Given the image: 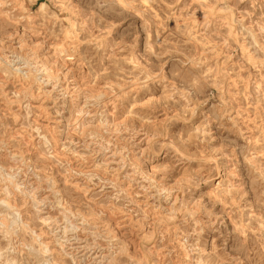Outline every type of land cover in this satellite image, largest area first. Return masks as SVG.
<instances>
[{"label": "rangeland", "instance_id": "rangeland-1", "mask_svg": "<svg viewBox=\"0 0 264 264\" xmlns=\"http://www.w3.org/2000/svg\"><path fill=\"white\" fill-rule=\"evenodd\" d=\"M0 198V264H264V0H0Z\"/></svg>", "mask_w": 264, "mask_h": 264}, {"label": "bare ground", "instance_id": "bare-ground-1", "mask_svg": "<svg viewBox=\"0 0 264 264\" xmlns=\"http://www.w3.org/2000/svg\"><path fill=\"white\" fill-rule=\"evenodd\" d=\"M55 52H56V49H55ZM54 52V53H55ZM56 53H60V52H56ZM61 53H62V51H61ZM58 55V54H57ZM63 57V56H62ZM66 59V58H65ZM67 62V61H66ZM69 64V63H68ZM67 66V65H66ZM65 67V66H64ZM67 68V67H66ZM67 70V69H66ZM70 70V69H69ZM11 71V70H10ZM62 71V70H61ZM73 77V76H72ZM25 79V78H24ZM54 79V78H53ZM13 80V79H12ZM24 83V82H23ZM127 116V115H126ZM74 120V119H73ZM141 126V125H140ZM81 132V131H80ZM98 171V170H97ZM11 179V178H10ZM205 182V181H204ZM5 196H7V195H5ZM176 196V195H175ZM1 199V198H0ZM7 202V201H6ZM10 205V204H9ZM140 205V204H139ZM168 212V211H167ZM121 213V212H120ZM163 215V214H162ZM131 217V216H130ZM151 223V222H150ZM45 244V243H44Z\"/></svg>", "mask_w": 264, "mask_h": 264}]
</instances>
